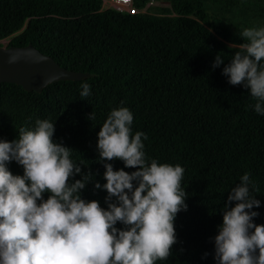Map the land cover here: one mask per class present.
I'll return each instance as SVG.
<instances>
[{"label":"trees","instance_id":"16d2710c","mask_svg":"<svg viewBox=\"0 0 264 264\" xmlns=\"http://www.w3.org/2000/svg\"><path fill=\"white\" fill-rule=\"evenodd\" d=\"M167 1L171 8L163 14L130 15L102 10L101 0H0V41L10 39L6 47L31 44L61 67L84 74L40 91L1 83L0 141L13 142L21 128L49 120L54 141L72 149L70 158L82 169L72 182L93 175L82 198L107 209L104 164L129 173L137 169L121 160L101 161L98 133L113 109L129 108L133 135L147 136V163L155 159L185 170L181 187L188 208L176 217L172 255L156 264H218L215 237L223 210L245 173L255 185L251 195L260 201L251 209L259 213L254 223L264 225V115L255 111L250 89L231 85L223 75L246 41L227 24L212 22L204 0ZM218 54L224 63L213 68ZM82 83L90 85L88 97L81 96ZM7 168L23 175L15 161Z\"/></svg>","mask_w":264,"mask_h":264},{"label":"clouds","instance_id":"9594fccd","mask_svg":"<svg viewBox=\"0 0 264 264\" xmlns=\"http://www.w3.org/2000/svg\"><path fill=\"white\" fill-rule=\"evenodd\" d=\"M239 35L246 42L223 75L231 85L250 89L255 111L264 115V27L244 28ZM223 63L218 54L213 68ZM81 88V96L88 97L90 85ZM133 120L129 108L113 109L98 133L101 161L121 160L137 169L129 173L104 164L107 209L82 198L93 175L72 182L82 169L70 158L72 149L54 141L55 124L49 120L37 119L32 130L21 128L13 142L0 141V264H156L172 255L176 217L188 208L181 187L185 170L155 159L147 163L142 142L147 136L133 135ZM12 161L23 167V175L8 170ZM250 185L255 188L245 173L228 196L215 237L218 264H264V225L254 223L259 213L251 211L260 201ZM118 222L124 228L116 227Z\"/></svg>","mask_w":264,"mask_h":264},{"label":"water","instance_id":"95a60500","mask_svg":"<svg viewBox=\"0 0 264 264\" xmlns=\"http://www.w3.org/2000/svg\"><path fill=\"white\" fill-rule=\"evenodd\" d=\"M83 77L82 73L61 67L31 44L0 46V84L11 83L26 91H40L55 82L78 81Z\"/></svg>","mask_w":264,"mask_h":264},{"label":"rangeland","instance_id":"374dc122","mask_svg":"<svg viewBox=\"0 0 264 264\" xmlns=\"http://www.w3.org/2000/svg\"><path fill=\"white\" fill-rule=\"evenodd\" d=\"M204 4L212 22L227 24L239 37L244 28L264 27V0H204ZM146 6V13L155 15L171 8L167 0H150ZM9 42L10 39L1 40L0 45L6 47Z\"/></svg>","mask_w":264,"mask_h":264},{"label":"built area","instance_id":"2783aa9c","mask_svg":"<svg viewBox=\"0 0 264 264\" xmlns=\"http://www.w3.org/2000/svg\"><path fill=\"white\" fill-rule=\"evenodd\" d=\"M102 6L105 7V10L110 9L115 12L124 13V14H140L146 13L147 6L142 8H137L134 5V0H101Z\"/></svg>","mask_w":264,"mask_h":264}]
</instances>
